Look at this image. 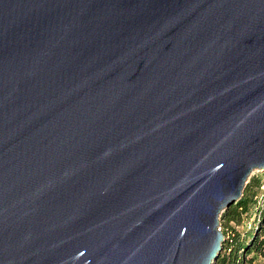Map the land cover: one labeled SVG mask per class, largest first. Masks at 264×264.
Returning <instances> with one entry per match:
<instances>
[{
	"label": "water",
	"instance_id": "95a60500",
	"mask_svg": "<svg viewBox=\"0 0 264 264\" xmlns=\"http://www.w3.org/2000/svg\"><path fill=\"white\" fill-rule=\"evenodd\" d=\"M264 172V0H0V264H214Z\"/></svg>",
	"mask_w": 264,
	"mask_h": 264
},
{
	"label": "trees",
	"instance_id": "16d2710c",
	"mask_svg": "<svg viewBox=\"0 0 264 264\" xmlns=\"http://www.w3.org/2000/svg\"><path fill=\"white\" fill-rule=\"evenodd\" d=\"M264 187V174L251 177L244 187L241 198L223 213V220L240 221L241 214H249L252 209L257 216V223L242 237L235 231L224 236L222 250L214 264H264V202L257 205L256 197Z\"/></svg>",
	"mask_w": 264,
	"mask_h": 264
},
{
	"label": "rangeland",
	"instance_id": "374dc122",
	"mask_svg": "<svg viewBox=\"0 0 264 264\" xmlns=\"http://www.w3.org/2000/svg\"><path fill=\"white\" fill-rule=\"evenodd\" d=\"M264 174L262 171H254L252 172L251 177H255L257 175ZM258 206L262 205V202H264V187L261 188L259 191L257 197L255 198ZM224 213V212H223ZM223 213L221 214V218L219 221V224L221 223V228L224 230L225 235H229L230 232L235 231L236 233H239L242 237L252 228L254 224L257 223V216L254 212V209L250 211V213L247 214H241L240 221L238 223L236 222H228L226 223L223 218Z\"/></svg>",
	"mask_w": 264,
	"mask_h": 264
},
{
	"label": "built area",
	"instance_id": "2783aa9c",
	"mask_svg": "<svg viewBox=\"0 0 264 264\" xmlns=\"http://www.w3.org/2000/svg\"><path fill=\"white\" fill-rule=\"evenodd\" d=\"M220 228V227H219Z\"/></svg>",
	"mask_w": 264,
	"mask_h": 264
}]
</instances>
